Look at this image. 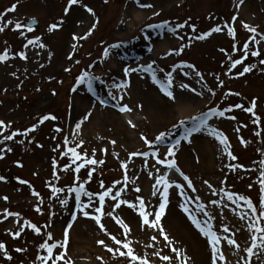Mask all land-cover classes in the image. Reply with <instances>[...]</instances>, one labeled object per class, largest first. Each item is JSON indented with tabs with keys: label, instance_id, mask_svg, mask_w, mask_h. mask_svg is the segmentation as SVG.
Instances as JSON below:
<instances>
[{
	"label": "rangeland",
	"instance_id": "1",
	"mask_svg": "<svg viewBox=\"0 0 264 264\" xmlns=\"http://www.w3.org/2000/svg\"><path fill=\"white\" fill-rule=\"evenodd\" d=\"M131 1L108 0L105 3L104 0H80V3L73 5L65 15L64 9L68 6V0H0V14H3L0 16V26H4L8 21L12 22L5 31L0 32V54L7 50L9 56L7 61L0 62V120L11 122L12 125L7 130H0L3 133L0 135V141H3V135H10L14 131L24 133L28 128L36 125V130L26 136L17 135L11 141L0 143V149H4L0 153L4 156L0 159V176L5 177V181H0V197H8L6 201L0 199V221H3L0 222V242L6 245L9 255L12 256V260L8 261L3 253H0V264H40L37 256L47 253L40 249L39 245L47 239L49 232L53 235V240L49 243L62 241L64 229L69 224H72L71 228L79 231L72 241L69 234L70 243L67 246L65 259H70L72 264H132L127 256L109 253L97 243L98 240H104L108 246L115 249L121 246L115 245L110 236L125 241L123 228L106 215L107 212L112 211L115 201L106 197L105 215L101 220L109 234L106 235L100 231L94 220L84 217L76 208L75 193L69 192L68 188L83 183L86 191L100 193L112 187L114 195L124 186L125 169L121 168V162H126L128 185L121 193L120 199L138 203L136 197L139 196L144 200L148 212L158 211L159 192L162 191V186L159 187L157 194L153 195V185L156 176L164 175L167 168L156 164V159L151 155L132 156L130 160L129 156L133 152L155 150L158 151L159 158L163 159L167 154V148L177 139L180 140V144L175 149L174 159L179 169L191 179L195 191L187 187V182L182 177L178 179L176 175H170L172 177L169 181L173 185L183 186V195L180 189L174 186L169 189V203L161 220L166 234L172 241L171 246L157 231L147 228L141 230V220L136 210L122 205L115 211L114 214L123 219L131 229L127 240L132 242L134 254L142 258L147 256L149 264H179L172 252V247H176L190 257L188 264H195L193 256L188 251L189 244L187 245L182 238V229L172 228L168 225L169 222L167 223V214L170 212V216L175 215L196 241L198 239L202 241L201 244L206 247L204 264H211V246L189 220V214L180 207L181 203L186 202L190 214L200 220L202 225H205V222L210 223L213 230L221 236H231L235 233L234 238L239 244V250L230 248L225 241H221L227 264H244L247 258L244 250L251 245L248 220L239 219L236 213L249 212V210L242 201L238 202L239 207L228 201L224 192H234L249 197L255 205H259L257 181L261 171L260 161L264 160V66L259 64V61L264 59V39H261L259 34H264V0H243L239 7H237L239 0H134L140 5L139 9L146 13L144 19L133 26L126 24L130 18L125 20ZM13 4H17L16 11L7 12ZM142 4H151L152 7L145 8L141 6ZM81 5L92 8L95 16L89 14ZM233 16L237 17L235 21L232 19ZM33 17L39 20V24L35 30L29 32L24 24ZM97 19L99 23L93 35L86 40L73 41V35H85ZM61 20L63 24H59ZM185 21L188 23L184 28H176L177 24H184ZM16 23L24 27L14 31ZM54 23L59 25L58 28L49 31V25ZM243 23L257 29L256 39L260 43L250 42L248 58L229 72L231 60L243 58V44L249 41L252 35L244 29ZM193 25L196 32L192 31ZM225 25L235 29V40L228 35ZM217 26L222 28L221 32L213 33L204 40L195 39L196 36ZM167 35L176 43H172L167 50L154 52L151 44L167 42ZM37 37L45 47L41 48L38 44L24 47L29 39ZM189 37L192 39L189 40ZM74 43L77 45L75 49L72 47ZM112 44L119 45L118 48L109 49V54L121 61L120 69L109 67L108 56H103L104 49ZM233 44H236L237 51H233ZM182 45L185 46L184 50L176 54ZM257 49L261 55L251 56L250 52ZM21 52L26 54L27 59L20 58L18 54ZM169 52L173 54L168 55ZM70 54L73 57L71 60L68 59ZM77 60L80 61L79 64H76ZM185 64H191L194 68L176 67ZM148 65H151V70H143ZM245 65H255V67L250 73L239 76ZM125 67L139 70L125 76L123 72ZM66 68H70L71 71L66 72ZM95 69H99V72ZM153 71L156 82H153ZM83 72L99 77V80H92L91 87L87 80L82 83L86 86H80L77 77ZM196 72L201 73L203 80L196 75ZM168 73L172 74L170 86ZM217 77L223 81V87L219 86ZM75 83L76 85L73 86ZM123 83L129 86L119 89L115 87ZM136 84H138L137 91L147 93L159 105L163 103L161 99L167 100L174 112H160L161 117L157 120L150 117L144 100L135 92ZM182 85L193 87L195 92L192 96L197 104L189 115L176 120L178 100L186 98L182 96L184 93H190ZM82 87L85 89L82 90ZM162 88L172 91L175 99L170 100ZM209 88L215 92V95L208 91ZM53 92L56 94L53 95ZM76 92L87 95L92 105L99 107V123L87 128L84 133L75 131V125L83 119L84 113L81 110H74L73 95ZM228 92L240 95H225ZM112 96H116L117 99H113ZM121 96H123L122 100L119 99ZM253 98L257 99L255 111L261 118L260 126L252 123L251 114L233 107V110L226 112L224 117L212 116L207 121V127L192 133L189 137L191 143L183 139L188 129L195 123L192 117H199L208 112L211 106H217L221 111L236 104L249 107ZM100 100L107 104L100 105ZM122 105H127L131 111L122 113L119 108L118 110L110 108V106L116 108ZM104 108L109 109L111 113L116 111L117 114L124 115L118 118L120 127L116 124V120H110L111 117L104 118L102 113ZM90 112V117L97 114L95 109ZM49 114L54 115L56 120H48L40 124V118ZM229 116H234L236 119H228ZM181 120L184 121L182 125ZM88 121L85 120V123ZM129 121L135 127H132ZM174 125L178 126L174 127ZM242 125L247 126L242 127ZM238 127L239 133L235 131ZM55 128H60L62 131L56 132ZM210 128H215L227 136L230 150L238 158L237 160H231L225 153L224 146L209 135ZM257 131L261 133L260 136L254 135ZM161 132H166L168 135L163 142H157L155 137ZM142 135L152 142V148L141 140ZM65 137L69 138L68 147H75L77 143L83 141L82 147L78 148L77 152L82 156L87 154L88 158L97 161L102 160L104 163L86 165L78 174L71 169L67 172L62 171L66 165L71 164L70 153L67 156L61 155L62 151H66ZM207 137L214 147L213 164H209L198 150L201 140ZM241 137L248 142L247 146L241 144ZM111 141H115V144ZM58 145L60 148L53 151ZM8 148L12 151L8 152ZM93 150H95L94 157ZM169 159L173 158L169 157ZM53 160L57 164L56 172L60 177L59 180L53 176ZM17 163L22 167L17 166ZM237 164L242 167L235 170L228 167ZM75 166L72 164V168ZM93 168L95 171L89 180L88 172ZM149 173H152L151 177ZM77 175L79 180L74 185L73 181ZM20 180L28 183L21 184ZM205 180L212 185V189L204 184ZM101 181L105 189L100 187ZM116 181L121 183L113 187ZM49 183L63 188L64 191L53 196ZM249 184L253 185L251 189L248 187ZM136 187L141 191L136 192L134 190ZM213 189L216 195H213ZM221 189L224 191L222 192ZM33 190L39 193L38 197L32 194ZM196 197H199V200ZM61 200H67V203L61 204ZM212 200H217L219 204H212ZM81 201L87 203L88 198L81 196ZM200 204L205 206L203 211L198 208ZM225 204L228 207H224ZM98 206V198L94 196L92 207L86 211L95 214L93 210ZM37 207L40 208V212L35 210ZM5 209L19 213V217L12 216L4 220L2 214ZM204 212L210 213L213 218L209 219ZM73 215L76 216L75 220ZM152 218L154 217H150ZM18 220L20 224L25 220L35 224L41 229L40 234L37 235L30 228L25 227L20 237L13 239L8 232L20 230ZM224 225L229 227V233L223 232ZM153 235L157 237L156 241L151 239ZM147 245L153 246L147 247ZM16 248L26 251L17 253L14 251ZM95 248V251L91 250ZM60 251L61 249L58 248L54 253L59 254ZM121 251L127 250L121 247ZM156 251H159L161 256L173 257V260L171 262L161 260L153 254ZM233 252L236 254L233 255ZM251 264H264V256L254 255L251 257Z\"/></svg>",
	"mask_w": 264,
	"mask_h": 264
},
{
	"label": "snow or ice",
	"instance_id": "2",
	"mask_svg": "<svg viewBox=\"0 0 264 264\" xmlns=\"http://www.w3.org/2000/svg\"><path fill=\"white\" fill-rule=\"evenodd\" d=\"M105 3L108 2V0H104ZM80 3V0H68V6L64 9L65 15H67L69 9L73 6ZM243 3V0H239V4L237 5V7H239L240 4ZM82 7L85 8V10L91 14L92 16H95V12L93 11L92 8L87 7L86 5H81ZM142 7L145 8H151L152 5L151 4H142ZM17 9V4H13L10 8L7 9V12H15ZM3 14H0V16H2ZM156 15H159V13H156ZM233 21H235L237 19L236 16H233ZM12 22L8 21L7 24H5L4 26H0V32L5 31V28L10 25ZM99 21L98 19L96 20L95 23L92 24L91 28H89V30L87 31V33L83 36H77V35H73L72 39L73 41H80V40H86L88 39L91 35H93L97 25H98ZM188 22L185 21L184 24H177L176 28H184L185 24H187ZM59 24H63V21L61 20L59 22ZM58 24H51L49 25V31H53L56 30L58 28ZM244 27L245 30H247L249 33H251L252 35L250 36V40L249 41H245L243 44V58L242 59H236V60H231V57H229V59L231 60V64L229 66L228 71L231 72L232 69L236 68L237 65H241L244 63V60H246L248 58L249 55V47H250V42L252 43H256L259 44L260 41L256 39V36L258 35L257 33V29L255 27H252L250 25H248L247 23H243L242 25ZM22 26L20 23H16L15 24V28L13 29L15 30H19L21 29ZM27 31L31 32L33 31L31 25H27ZM225 27L228 30V35L231 36L233 38V40H235V29L233 27H228L227 25H225ZM172 31H175V29H172ZM192 31L196 32V28L193 25L192 26ZM222 28L217 26V27H213L212 29H210L207 32H204L198 36L195 37V39L197 40H204L206 38H208L209 36H211L213 33H218L221 32ZM21 35H23V33H21ZM192 37H189V40H191ZM261 39H264V36H261ZM38 44L39 47L43 48L45 47V45H43L42 43L39 42V37L35 38V39H29L27 41V44L24 45L25 48H27L29 45H36ZM190 46V45H188ZM73 49H75L77 47V45L74 43L72 45ZM119 45L118 44H112L109 45L108 48L104 49L103 52V56L107 57L109 55V49L111 48H118ZM184 45L181 46V48L176 52V54H179L180 52H182L184 50ZM220 51H224V49H220ZM233 51H237V47L236 44H233ZM172 52H169L168 55H172ZM20 56L21 59H27V56L25 53L21 52L18 54ZM251 56L254 57H258L261 55L260 51L257 50H252L250 52ZM9 59L8 56V52L7 50H5L2 54H0V62H5ZM68 59H73L72 55L70 54ZM80 61H76V64H79ZM259 64L261 66H264V59H261L259 61ZM187 67V68H194L193 65L191 64H185V65H177L176 67ZM41 67H43V65H41ZM255 67V65H245L243 67V71L239 72V76H243L246 73H250L253 68ZM139 69L137 68H128L125 67L123 69L124 75L127 76L129 73L132 72H137ZM145 71L151 70V65H148L147 68L143 69ZM175 70V69H174ZM66 72H70L71 69L70 68H66L65 69ZM162 71V70H161ZM227 74V73H226ZM14 75V74H13ZM196 75L200 77L201 80H203V76L201 75V73L196 72ZM168 77V85L170 86L172 83V74L168 73L167 74ZM95 79H99V77L93 76L88 72H83L81 73L78 77H77V83H83L85 82V80L88 81L89 83V87H91V81L95 80ZM217 80L219 81V86L223 87V81L219 80V77H217ZM153 82H156V77H155V72L153 71ZM129 85L127 83H123V84H119V85H115L116 88H127ZM182 87L187 88V85H182ZM73 91H75V89H73ZM162 91H164V94L170 99V100H174L175 96L173 95L172 91L167 90L162 88ZM208 91L212 94L215 95V92L209 88ZM56 93L53 92V95H55ZM198 95H201L202 93H197ZM109 95H112V93H109ZM225 95H240L239 93H225ZM113 99H117L116 96H112ZM119 99H123V96H121ZM101 104L104 103L103 100L100 101ZM234 108L237 109H241L242 111L251 114V116L253 117L252 119V123L254 125L260 126L261 124V118L260 116H258L256 114V107H257V99L253 98L250 102V106L249 107H244L243 104H236L234 106H230L224 110H218L217 108H211L209 109L208 112L203 113L201 116L199 117H192L191 119L193 121H195L193 127H191L190 129H188L187 133L183 136V139L185 141H188L189 143H191V140L189 139V137H191L192 133L194 132H199L201 131L202 128L207 127V121L212 117V116H219V117H224L226 112H231ZM119 111L124 113V112H130L131 109L127 106V105H122L119 106ZM91 116V112H88L83 119L76 123L75 125V129L79 130L81 128L82 123L85 120H88ZM228 119L231 120H235L236 117L234 116H229L227 117ZM48 120H56V117L54 115H44L43 117L40 118L39 123L43 124L45 121ZM184 123L183 120L180 121V124L182 125ZM129 124L132 127H135V125L131 124V121H129ZM11 122H5L3 120H0V130H7L9 128H11ZM178 125H174V127H177ZM247 125H242V127H246ZM36 130V125H33L32 127L28 128L24 133H20L18 131H14L12 132L10 135H3V141H11L13 140L17 135H27L29 132H33ZM54 131L56 132H61L62 129L60 128H55ZM235 131L237 133H239L240 128H236ZM3 133L0 132V135H2ZM260 132L257 131L254 133V135L256 136H260ZM73 135H76V132L74 131ZM168 135V133L166 132H161L158 136L155 137V140L157 142H163L166 138V136ZM209 135L213 136L217 141H219V143L221 145L224 146V151L227 154V156L235 161L238 158L233 155V153L231 152L230 148V144L228 142V138L227 136L224 135L223 132L215 129V128H210L209 129ZM141 140L148 145L149 148L153 147V144L151 141H149L146 137H144L143 135L141 136ZM3 141H0V143H2ZM240 142L242 145L247 146V141H245L242 137L240 138ZM111 143L115 144V141H111ZM69 144V138L65 137L64 138V147L66 149V151H62L61 155L62 156H67L69 153L71 154V164L66 165L62 171L67 172L70 169L74 172V173H79L81 168H84L86 165H96V164H103L104 161H97L94 158H88L87 154H84L83 156L77 152V149L82 147L83 145V141H80L79 143L76 144L75 147H68ZM180 144V140L177 139L172 146L167 148V154L166 156L161 159L159 158L158 155V151H152L151 153L149 152H143V153H139V152H133L130 154L129 156V160L131 159L132 156H137V155H142L144 157H148L149 155H151L153 158L156 159V164H160V165H164L166 168L168 169H175L176 172H178L182 177L183 180L187 182V187L191 188L193 191H195V189L193 188L192 185V181L191 179L185 175L177 166L176 161L174 159V157L176 156V147ZM38 147H42V145H38ZM60 146L58 145L56 149H53V151H57V149H59ZM4 151V149H0V153H2ZM8 152H11L12 149L8 148L7 149ZM106 151V150H105ZM95 155V150H93V157ZM114 155H116L114 153ZM169 157H172L173 159H169ZM4 156L2 154H0V159H3ZM83 161V163H79L77 164V161ZM72 164H75V168H72ZM260 165H261V171L259 174V179L257 181V183H259V205H255L252 201L251 198L243 196V195H239L237 193L234 192H224V196L226 197V199L228 201H231L233 204H236L237 207H239V203L238 202H243L244 205L247 206V209L250 212H243V213H236L239 216V219L241 220H248V231L250 233L251 236V245L249 247H247L244 251H246L247 253V258L244 260V264H251V257L255 256H264V160L260 161ZM17 166L22 167L21 164L17 163ZM127 163L126 162H121V168L125 169V175H124V179H123V187L119 190L116 191L115 194L113 195V188L109 187L105 189V185L103 183V181H101L100 183V187L102 189H105L104 191L100 192V193H91L85 190V186L83 183H79L78 186H72L68 188L69 192L75 193V199H76V208L83 214L84 217L92 219L95 221V223L99 226V229L101 232H104L106 235H109L107 233V230L104 226V224L101 222L102 217L105 215L104 212V206L106 203V197L110 198L111 200L115 201V203L112 205V211H109L106 213L107 216L111 217L113 220H115V222L120 225L123 228V232H124V236H125V241L122 242L120 239H117L116 236H110V239L114 242L115 245L121 246L123 249H126L127 251H121V247H117V248H113L108 246L104 240H98L97 243L99 245H101L102 247L106 248L107 251L109 253H113L115 254H119L120 256H127L128 258H130V261L132 262V264H149V260L147 258V256L145 257H139L137 255L134 254V251L131 247V241L127 240V236L128 234L131 232L130 227L124 222L123 219L117 217L114 213L117 209H119L122 205H127L128 208L130 209H134L137 211V214L141 220V230H144L145 228L147 229H153L155 231L158 232V234L160 236H162L164 238L165 241L168 242V245L171 246L172 241L169 239L168 235L166 234L164 227L162 226L161 220L162 217H164L165 213H166V207L169 203V189L172 188L173 186L177 189H180L181 191V195H183V186L181 184H175L173 185V183H171L168 179L167 174L164 175H157L155 178V184L153 185V195L157 194V191L159 190V187L162 186V191L159 192L160 195V203H159V210L158 211H154V212H148L146 210V205L144 200L137 196L136 197V201L138 203H133L124 199H120L121 193L123 191L126 190L127 185H128V176H127ZM228 167H230L232 170H235L238 167H242V165H229ZM56 168H57V164L56 161L53 160V176L59 180L60 177L57 175L56 172ZM254 170V169H253ZM95 171V168H93L91 171L88 172V178L89 180L91 179L92 173ZM159 171V170H157ZM149 176H152V173H149ZM79 180L78 175L76 176L75 180L73 181V184L76 185L77 182ZM0 181H5V177L0 176ZM21 184H26L28 183L27 181L24 180H20L19 181ZM120 181H116L114 182L113 187L116 184H120ZM223 183V182H222ZM204 184L208 186L209 189H212V185L205 180ZM49 187L51 188V193L53 194V196H55L56 194L63 192L64 189L63 188H59L56 187L54 185H51L49 183ZM249 189H251L253 187L252 184L248 185ZM136 192H140L141 189L139 187H136L134 189ZM221 191L223 192L224 190L221 189ZM32 194L34 196H39V193L35 192L33 190ZM213 195H216V191L213 189ZM81 196H86L88 198V202L87 203H83L81 201ZM97 197L98 201H99V206L94 208V213L95 214H90L88 211H86V209L92 207V203H93V197ZM0 199H4L5 201L8 199L7 196L5 197H0ZM197 200H199V197H196ZM67 200H61V204H66ZM212 204L214 205H218L219 202L217 200H212L211 201ZM181 209L185 212L188 213V218L189 220H191L192 224L196 227V229L199 231V233L201 235H203L206 238L207 244L211 246V264H218V262H224V264H227L226 261V257L225 254L221 248V241H225L226 245L229 246L230 248H234L239 250V244L237 243L236 239L234 238L235 233H233L231 236L229 235H218L216 231L213 230L212 225L210 223L205 222V225L201 224V221L198 220L194 215L190 214V210L187 207V203H181L180 204ZM204 205L200 204L198 206L200 211L204 210ZM224 207H228L227 204L224 205ZM37 212H40V208L37 207L35 209ZM3 218L4 220H7L8 217H19V213H13L8 211L7 209L4 210L3 212ZM204 215L209 216V219H212L213 217H211L210 213L208 212H204ZM150 217H154L152 219H150ZM76 219V216L73 215V220ZM3 222V221H0ZM17 224L19 225V229L18 231L12 232L11 230H9L8 234H10L12 236L13 239L19 238L21 235V232L24 230L25 227L30 228L35 234L39 235L41 232V229L39 227H37L35 224L31 223L30 221L25 220L23 224H20L19 220L17 221ZM72 224H69L67 226V228L64 229L63 232V239L62 241H58V242H54V243H49V241L53 240V235L51 232H49L47 234V239L41 243L39 245L40 249H43L46 251V255H40L37 256V260L40 261V264H59V262H63V264H72L70 259H65V257H67V246L69 243V229H71ZM223 232L224 233H229L230 229L227 225L223 226ZM151 239L153 241H156L157 237L155 235H153L151 237ZM153 245H147V247H152ZM61 249L59 254H55L54 250L55 249ZM14 251H16L17 253H21L26 251V249H22V248H16L14 249ZM172 252L175 254V260L179 261V264H188L190 257H188L187 255H185L179 248L176 247H172ZM0 253H3V256L6 260L11 261L12 260V256L9 255L8 250L6 245L3 242H0ZM155 256H158L161 260L163 261H168L171 262L173 260V257H170L168 255H163L161 256L159 251H156L153 253ZM236 252H233V255H235ZM98 259H100L98 257Z\"/></svg>",
	"mask_w": 264,
	"mask_h": 264
},
{
	"label": "bare ground",
	"instance_id": "3",
	"mask_svg": "<svg viewBox=\"0 0 264 264\" xmlns=\"http://www.w3.org/2000/svg\"><path fill=\"white\" fill-rule=\"evenodd\" d=\"M247 8V7H246ZM244 10V9H243ZM145 11L144 10H139L137 8V5L135 4V2H132L129 6V9L128 11L126 12V15H125V20L127 21V18H130L129 21H127L126 24H132V26L136 23V22H139L141 20L144 19L145 17ZM167 42L166 41H162L161 43H155L153 44V50L154 52L156 51H160V50H167L171 44L173 43H176L174 41V39H172L171 36L167 35ZM107 65L111 68H115V69H120L121 67V61L118 59V58H115L113 55L109 54L108 55V58H107ZM96 72H99V69H95ZM137 85H135L134 89H135V92L137 93V95L139 97H141L143 100H144V103H145V108L146 110L148 111L150 117H153L155 118L156 120L159 119L160 116V112H163L164 111H169L170 113H173L174 110H171V104L168 103L167 100L165 99H161L162 100V105H159L158 103H156L155 101H153L147 93H144V92H140V91H137ZM194 93V92H193ZM192 92L188 93H184V99H179L178 100V104H179V107L178 109H176L177 111V116L178 118H176V120H178L179 118H182V117H185L187 115L190 114L191 110L194 109L195 105L197 104V101L195 100V98L192 96L193 94ZM73 104H74V110L75 111H78V110H81V111H84L83 113V117L88 113L90 112V110H97V114L96 116H93V117H90V119H88L89 121L87 123H85V121L82 123L81 125V128L79 130H76L75 131H78V132H85L87 128L91 127V126H96L99 122V113H98V109L99 107H94L92 105V103L88 100L87 96L86 95H81V93H75L73 95ZM113 111V110H112ZM114 112V111H113ZM103 113V116L104 118H110V120L114 121L116 120V124H118V127H120L119 123H118V118H122L124 115H119L117 114L116 112L115 113H111L109 111V109L107 108H104V111L102 112ZM116 117V119H115ZM136 119H139L140 117H135ZM172 123V122H171ZM210 139L207 138H204L203 140H201V143H199L198 147H199V151L202 153L203 157H205L207 159V162L209 164H213L214 163V147H213V144L210 143L209 141ZM197 147V148H198ZM170 213V212H169ZM167 214V223L170 227L174 228V227H179L181 228L182 230V238L184 239V241L187 243L188 245V251L189 253L193 256V259H194V263L195 264H204V259H205V251H206V247L204 245H202V241L200 239H198V241H196L194 239V237L192 236V233H190L188 230H186L182 225L181 223L178 221V219L175 217V215H171L170 214ZM59 232H61V228L58 229ZM76 232L79 233V231L77 229H74V228H71L70 230V238H71V241L74 239L75 235H76ZM181 238V237H180ZM76 247H78L77 245H75ZM93 251L96 250L95 249H91ZM208 251V250H207ZM209 253V252H208ZM208 258H209V254H208Z\"/></svg>",
	"mask_w": 264,
	"mask_h": 264
},
{
	"label": "water",
	"instance_id": "4",
	"mask_svg": "<svg viewBox=\"0 0 264 264\" xmlns=\"http://www.w3.org/2000/svg\"><path fill=\"white\" fill-rule=\"evenodd\" d=\"M37 22L38 21L36 19H32L27 23V25H31V27L33 28L37 25Z\"/></svg>",
	"mask_w": 264,
	"mask_h": 264
}]
</instances>
